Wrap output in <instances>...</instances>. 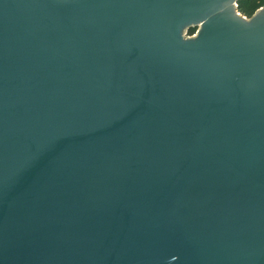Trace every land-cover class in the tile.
<instances>
[{"label":"water","instance_id":"obj_1","mask_svg":"<svg viewBox=\"0 0 264 264\" xmlns=\"http://www.w3.org/2000/svg\"><path fill=\"white\" fill-rule=\"evenodd\" d=\"M240 1L0 0V264H264Z\"/></svg>","mask_w":264,"mask_h":264},{"label":"trees","instance_id":"obj_2","mask_svg":"<svg viewBox=\"0 0 264 264\" xmlns=\"http://www.w3.org/2000/svg\"><path fill=\"white\" fill-rule=\"evenodd\" d=\"M262 6H264V0H241L238 3L239 12L248 18H251ZM195 33L196 29H191L189 31L190 36Z\"/></svg>","mask_w":264,"mask_h":264}]
</instances>
